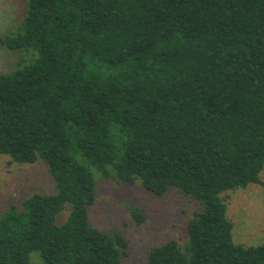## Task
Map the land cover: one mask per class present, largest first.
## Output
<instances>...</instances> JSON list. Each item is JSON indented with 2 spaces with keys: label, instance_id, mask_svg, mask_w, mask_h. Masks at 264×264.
<instances>
[{
  "label": "trees",
  "instance_id": "obj_1",
  "mask_svg": "<svg viewBox=\"0 0 264 264\" xmlns=\"http://www.w3.org/2000/svg\"><path fill=\"white\" fill-rule=\"evenodd\" d=\"M25 1L2 41L34 55L0 73V153L45 160L56 192L0 213V264H123L125 235L90 220L91 166L200 202L186 243L145 264H264V243L234 241L225 197L262 181L264 0Z\"/></svg>",
  "mask_w": 264,
  "mask_h": 264
},
{
  "label": "rangeland",
  "instance_id": "obj_2",
  "mask_svg": "<svg viewBox=\"0 0 264 264\" xmlns=\"http://www.w3.org/2000/svg\"><path fill=\"white\" fill-rule=\"evenodd\" d=\"M25 0H0V73L14 69L20 58H30L33 51L10 49L3 41L12 34L26 14ZM96 181V199L88 206L91 222L104 231L123 233L128 247L123 264H145L150 250L169 240L184 245L188 240V222L200 210V202L171 188L163 195H154L140 182L119 180L111 171L105 177L91 166ZM260 183L225 193L227 216L233 222V239L244 245L264 243V168ZM55 193V180L43 159L34 163L14 161L9 154L0 153V213L11 205L22 207L24 199L33 193ZM135 206L144 214L138 222L131 212ZM71 211L67 203L57 215L63 223ZM38 252H33L31 264H41Z\"/></svg>",
  "mask_w": 264,
  "mask_h": 264
}]
</instances>
